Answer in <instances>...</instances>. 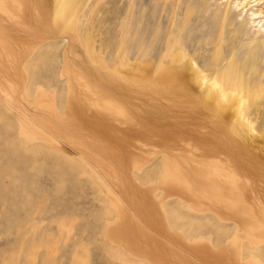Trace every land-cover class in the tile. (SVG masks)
Masks as SVG:
<instances>
[{
    "label": "rangeland",
    "instance_id": "obj_1",
    "mask_svg": "<svg viewBox=\"0 0 264 264\" xmlns=\"http://www.w3.org/2000/svg\"><path fill=\"white\" fill-rule=\"evenodd\" d=\"M238 1L0 0V264H218L202 254L217 247L264 264V31L249 15L264 0L241 15ZM190 58L242 97L252 131L194 85ZM166 163L189 187L232 176L262 229L207 185L178 190ZM210 163L221 173H193ZM124 221L166 262L117 238Z\"/></svg>",
    "mask_w": 264,
    "mask_h": 264
},
{
    "label": "bare ground",
    "instance_id": "obj_2",
    "mask_svg": "<svg viewBox=\"0 0 264 264\" xmlns=\"http://www.w3.org/2000/svg\"><path fill=\"white\" fill-rule=\"evenodd\" d=\"M247 1L246 0H239L238 2H236L237 3L236 7H240L239 8L241 11L240 15L244 12L245 8L247 7ZM250 2H249V4H251ZM255 4L256 3H254V5ZM252 7H253V5L250 7V9ZM245 11L248 12L249 7H247V9ZM263 13H264V11L258 9V10L252 11L249 15H250V18L253 17L252 21H253L254 26L259 25L261 28H263V31H264V15H263ZM186 56H187L186 52L182 48H179V46H178L176 52L171 56V59L176 60V61H180V60L182 61ZM184 64H185L184 69L189 71V74H190L189 77L194 80V85H196L197 87L203 86L205 88V90L207 91L209 99L213 103L218 105V108L220 110H222L226 114H228L229 111H231L232 116L237 120V122L241 126L244 127V129L246 131H252L251 123L249 122V119L247 118L245 110H244V101L239 94H237L236 92H234L232 90H227L226 89L227 87L222 84V81L219 78L212 77V76L209 77L201 68H199L197 66L196 62L192 58L188 59ZM134 67H135V69H139V70L141 69V66L138 63L134 64ZM136 71H138V70H136ZM141 71H143V70H141ZM171 74H173V73H171ZM198 166H201V167L193 169V173L196 176H206L204 171H207L210 175H215L216 172L221 173L220 172L221 168L219 166L215 165L214 163H210V166H202L201 164H199ZM164 180L171 182V183L173 182L178 190H180L182 192L189 191L192 195H193L194 191L201 192L200 190L197 189L200 185H207L215 191L213 193V197H212V202L214 205H218L221 208H223L228 214H230V216L231 215L238 216V217H241L243 220L253 221V223L256 227L251 228V231H258V229H262L257 224V220L252 219L250 212L247 210V204L244 202L242 192H241L242 189L244 188V185L238 184V183L233 184L231 182L232 176L224 175L223 180H218V179L202 180V179L197 177L196 179H194L192 181V183H191L192 186L189 187V186H187V184L189 182L186 180L184 175L179 171V168L174 166V165L166 163L165 167H164ZM244 195L248 197L247 194H244ZM115 200L121 204V201H119V199L116 198ZM218 216L221 219H223V217H224L222 213H219ZM127 222L124 221V222H121L120 224H118L117 226H114L111 229V232L114 233L117 238L126 242L124 244H126L128 246L130 244L134 245L138 249V251L144 253L149 258L154 259V260H158L160 262H166V255L165 254H167V252L164 254L160 251L161 244H160V246H158V245L156 246L155 243L159 244V242H156L157 241L156 240L155 243H153L154 239L152 240L153 241L152 245H150L148 242L145 243V241H147L148 237H150V239H151V236H148V233H147V236L145 234V236H146V239H145V237L143 235L144 233L142 231L143 228H142V230H140V228H141L140 226H139L140 228L138 227V225L136 227L135 226L132 227L130 224L132 222L131 221H130V223L129 222L127 223ZM142 235L145 239L144 240L145 244H143V245H141L143 243L142 241H141L142 243L139 242ZM255 236L260 237V235L258 233L254 234V235H247V237L250 239L256 238ZM142 240H143V238H142ZM197 243H199V241ZM200 243L204 244L201 241H200ZM198 245H196V246L198 247ZM199 246L200 247L202 246L203 250L205 249L204 245H199ZM200 247H198V248H200ZM217 249L218 250H216L217 251L216 252L215 250L213 251L212 248H211V250L209 248L208 250H210L211 252L213 251V252L210 253V251H209V252L205 253L206 255L204 254L205 250L203 251V250L199 249V251H201V252L203 251V253H202L203 257H205V256L207 257V256H209L207 254H211L210 257H212L211 258L212 260L214 259V261H217L218 264H226L224 262V260L222 259V251L224 250V248H223V250H221V248L217 247ZM161 250L163 251L164 248H162ZM165 250H167V249H165ZM194 250L195 249H193L192 251H194ZM199 251L196 253L200 254ZM168 252H170V251H168ZM214 252H216V255L214 254ZM174 253L172 251L171 255H173ZM178 253L179 252H177V254ZM225 253H227V252H225ZM177 254H175V255L179 256V257H176V259L177 258L179 259L182 256V254L181 255H177ZM168 255H169V257L171 256L170 254H168ZM171 262H174V261H171ZM176 263L177 262H175V264ZM180 264H190V263L187 262L186 259L185 260L182 259ZM236 264H242V263H239V261H238ZM243 264H261V263L256 257H248L244 260Z\"/></svg>",
    "mask_w": 264,
    "mask_h": 264
}]
</instances>
